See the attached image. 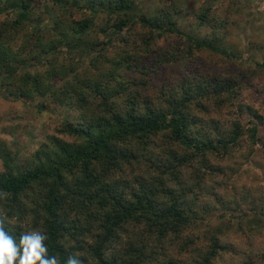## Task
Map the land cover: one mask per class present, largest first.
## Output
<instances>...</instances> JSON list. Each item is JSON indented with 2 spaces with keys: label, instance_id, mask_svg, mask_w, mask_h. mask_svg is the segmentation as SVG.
<instances>
[{
  "label": "trees",
  "instance_id": "1",
  "mask_svg": "<svg viewBox=\"0 0 264 264\" xmlns=\"http://www.w3.org/2000/svg\"><path fill=\"white\" fill-rule=\"evenodd\" d=\"M138 1L51 0L62 5V11L45 32L37 27L41 22L28 0L0 7V13L10 11L15 16L14 20L5 16L0 22V91L20 99L49 100L80 112L76 123L63 126L64 134L78 141L54 139L53 152H44L35 166L19 173L7 169L5 158L6 170L0 172V219L17 238L26 231H45L48 253L57 256L60 264H66L69 255L78 256L82 264H183L182 254L194 252L189 248L195 242L191 226L221 220L231 230L243 216L238 206L231 205L221 208L213 219L206 206L223 201L220 188L226 191L237 184L233 179L237 171L227 163L235 166L241 151L251 159L254 145H264V129L259 130L252 111L233 108L256 70H236L237 55L220 44L227 33L226 20L211 13V7L198 16L211 34L198 38L176 26L177 0H159L162 7L150 17L139 13ZM73 6L89 10L90 16L73 21L66 9ZM99 14L104 18L96 26L93 18ZM161 38L157 57L143 64L140 59L149 53L150 44ZM137 42L141 44L127 50ZM99 43L106 45L98 53L104 56L92 59L90 65L101 67L88 76L86 70H79L75 55L96 51ZM60 45L68 51L62 63L57 62ZM111 50L117 51V62L107 59ZM201 51L208 55L206 59L196 54ZM214 58L220 59L223 69L211 64ZM32 61L39 64V70L27 68ZM174 63L180 64V80L161 91L156 100L143 98L137 76L144 81L149 66L165 74L164 67ZM84 84L90 85L83 88ZM111 91L119 103L116 106L109 102ZM92 93L100 100L92 104L88 116L84 102ZM224 114L232 116L228 130L214 121ZM157 138L165 142L163 148L154 144ZM177 147L181 151L176 152ZM153 148L160 152L153 154ZM74 171L78 178L66 181ZM133 171L145 182L130 190L124 182ZM116 175L123 182H114ZM182 180L187 185L180 186ZM66 211L83 215L95 227L104 223L106 230L89 244L82 238L86 231L81 225L66 222L69 219L62 214ZM128 222L142 229L133 232L129 244L121 248L117 232ZM215 234L198 233L197 240L208 242L207 250H198L202 253L198 264H225L224 246ZM63 238L73 243L66 246L60 242Z\"/></svg>",
  "mask_w": 264,
  "mask_h": 264
},
{
  "label": "rangeland",
  "instance_id": "2",
  "mask_svg": "<svg viewBox=\"0 0 264 264\" xmlns=\"http://www.w3.org/2000/svg\"><path fill=\"white\" fill-rule=\"evenodd\" d=\"M24 1L27 0H0V7L4 5L7 7L13 2L22 3ZM28 1L30 8L33 9L34 15L37 17L36 20L41 22L37 27L44 32L46 31V26H48V28L52 27V23L57 17V14L62 11V5L54 4L51 0H47V2L43 0ZM160 3L159 0H139L137 10H139L140 14L150 17L157 13L162 7ZM175 7L177 9L176 26L185 34H190L198 38H208L211 34V29L208 25L200 23L198 18L202 9L211 7V13L215 12L218 17L226 20L224 27L227 33L225 37L222 35L223 40L220 42L222 48L233 55H237L234 63L236 70H256L255 76L245 82L247 86L244 84L240 95L235 98L233 108L235 112H238L241 106L250 109L252 111V118L260 123L258 127L259 130L262 131L264 129V66L260 64L264 62V0H177ZM66 9L72 13L70 18L75 22L90 16L89 10H78L76 6ZM5 16H8L11 20H14L15 17L10 11L0 13V22L5 19ZM103 18L104 16L99 14L97 18H93V22L96 26H99ZM138 28L140 27L137 26V30ZM31 29L33 30L32 27L30 30ZM219 32L220 36L223 29L219 30L218 33ZM142 33L146 38L151 35L147 30H143ZM98 37L100 40H103L102 34H99ZM162 41L163 39L161 38L158 42H152L150 44L149 53H146L144 57L140 59L143 64H148L147 59H154L151 56L157 57V51H160L157 47ZM17 44H20L18 40ZM140 44V42H137L135 45L133 43L127 50H131L133 47L135 48V46H139ZM59 47L60 49L58 50L61 54L57 56V62L62 63L63 61H67L66 53L68 51L65 50L63 45ZM105 48L106 45L99 43L96 51H87L82 57L75 55L76 58L74 61L78 64L79 70H86L87 75L91 76L94 70L101 67V65L96 67L90 65L91 60L100 56L103 57L104 54L99 55L98 53L102 50L104 51ZM141 54L142 53L138 56ZM196 54L203 59L208 57V55L202 51L196 52ZM118 57L119 55L115 50H111L107 54L108 60ZM115 61L117 62L118 60L115 59ZM214 63H216L218 68L223 69L220 59L215 60L214 58L211 64ZM115 64L116 63H114V65ZM179 66L180 64L175 63L165 66V74L162 71L154 72L152 66H149V69L145 71L146 78H144V81L143 78L137 76L140 83H142V85L137 88L141 90L143 98L146 99L150 97L156 100L161 91L164 89L168 90V87L172 86L177 80H180V75H178V73L181 71V68H179ZM39 67V64L33 61L29 62L27 66L28 69L32 70H39ZM109 67L110 66L104 67L105 69L102 71H107ZM120 72L121 74H130L129 71ZM57 84L61 85V82ZM90 84H84L82 87L84 88ZM93 96V93L90 94L84 102V113L88 114V116L92 104L100 100V97ZM115 100L116 97L111 91L109 101L111 105L116 106L119 104ZM235 103L238 104L235 105ZM198 113L199 112H195L194 115L197 116ZM79 116L80 112H78L76 108L60 106L51 103L49 100H42L40 98L28 100L26 98H17L15 95L7 96L4 90H1L0 172L6 170L4 164L5 158L8 159L7 169L11 170L13 173H19L35 166L40 159L39 157L44 155V152H53L55 150L53 145L54 139H60L71 144L74 143V141H78L71 135L64 134L63 126L67 122L76 123ZM230 118H232V116L224 114L222 117H216L214 121L218 122L219 128L228 130L230 128ZM253 119L251 120L254 121ZM209 122L210 120L207 121V123ZM164 143L165 142L159 138L154 139V144L158 146L162 145V148L165 146ZM169 146L172 145L170 144ZM254 147L255 155L253 158L246 159L247 155L241 151L240 154H238V161L235 166L232 162L227 163L229 168H233L234 171H237V174L233 176L237 184L235 186L231 184V189L228 190L226 188V191L220 188V194L225 196L222 198L223 201L218 202L215 206H206L207 211L213 212V219L216 214H219L221 208L231 205L238 206L237 211L242 214L244 218L240 217L231 230L225 229L226 223L221 220H214L215 224L213 225L197 223L196 226L194 225L195 227L191 226L189 230L190 233H193L192 239L194 238L195 242L193 244L194 247L189 248H194V252L187 255L182 254L183 264H198L202 255V253H200L201 250L208 249L207 241L196 239L199 237L198 233L206 234L208 237L212 232L216 233L215 235L219 239V243L224 246L222 254L225 257L223 260L226 259L225 264H264V145L258 143L254 145ZM175 149L176 152L181 151L178 147ZM151 152L156 154L154 152H160V150L153 148ZM140 153L141 152H136L137 155H140ZM136 154L134 153L135 156H137ZM143 157H146V155H143ZM134 172L135 171L131 172L132 174L127 179L125 178L124 182L125 187L130 190L136 188L139 182H145ZM78 176L79 174L74 171L73 176L67 175L65 179L68 182H73ZM115 181L123 182L121 178H118V175L115 176L114 182ZM185 185H187L186 180H182L180 186ZM119 188L121 190L124 188L121 186V183ZM227 191H229L230 194ZM127 194L129 198L130 193ZM259 208H262V211L258 210ZM201 211L200 208L198 212L201 213ZM248 212L251 214L249 215ZM245 213L247 214L246 216H244ZM62 214L69 219V221H66L69 222V225L74 223L81 225V228L86 231V234L82 236V238L85 237L84 239H86L89 244H93L96 238L102 236L101 230H106V224L102 223L101 227H95V223L88 219H83V215L71 211H66ZM50 220L54 222L51 217L48 218V221ZM133 225V222H128L120 226L121 228L120 231L117 232L118 237L116 239H118V245H120L121 248L129 244L130 235L133 232H139L142 229L141 227H135ZM216 226H218V228L221 227L219 231L218 229L215 230ZM64 238L61 239L60 242L66 243V246L73 243L70 240H64ZM198 250H200V252Z\"/></svg>",
  "mask_w": 264,
  "mask_h": 264
},
{
  "label": "clouds",
  "instance_id": "3",
  "mask_svg": "<svg viewBox=\"0 0 264 264\" xmlns=\"http://www.w3.org/2000/svg\"><path fill=\"white\" fill-rule=\"evenodd\" d=\"M47 238L42 230L26 231L17 238L11 226L0 219V264H60L57 256L49 255ZM66 264H82V261L69 255Z\"/></svg>",
  "mask_w": 264,
  "mask_h": 264
}]
</instances>
